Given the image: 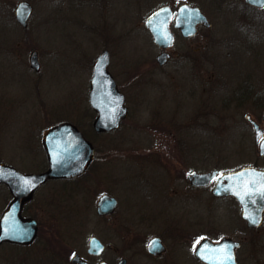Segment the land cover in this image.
<instances>
[{"label": "rangeland", "instance_id": "obj_1", "mask_svg": "<svg viewBox=\"0 0 264 264\" xmlns=\"http://www.w3.org/2000/svg\"><path fill=\"white\" fill-rule=\"evenodd\" d=\"M19 1L0 0V161L39 170L45 162L42 131L63 120L76 123L98 149L86 175L39 188L27 210L38 217L40 235L26 246L0 244V264H61L57 249L62 241L80 247L92 234L110 243L118 242L127 226L147 231L141 223H112L111 216L98 215L95 201L111 191L121 209L130 203L167 204L162 191L166 174L147 157L169 149L166 145L168 156H176L174 134L181 138V151L196 158V165H188L192 169H235L252 162L247 158L251 149L244 145L253 143H240V125L228 123L236 112L226 105L221 82L246 70L264 73V26L229 10L232 0H192L211 22L192 38L206 37L201 57L172 56L162 65L151 33L139 21L168 0H28L33 9L25 27L14 16ZM104 48L128 112L117 129L97 133L88 91L93 62ZM32 50L38 69L29 63ZM205 67L215 73L207 92L194 78ZM210 152L213 158L206 159ZM256 161L264 167V157ZM9 197L0 184V213ZM195 199L181 209L196 219L198 237L208 221L219 232H236L239 211L228 208L225 198L212 199L209 188H197Z\"/></svg>", "mask_w": 264, "mask_h": 264}, {"label": "flooded vegetation", "instance_id": "obj_2", "mask_svg": "<svg viewBox=\"0 0 264 264\" xmlns=\"http://www.w3.org/2000/svg\"><path fill=\"white\" fill-rule=\"evenodd\" d=\"M177 1L178 0H168L167 2H164L162 5L157 6L147 13V15L142 17V20L139 21V23H142L143 21L144 26L147 28L145 24L147 17L157 8L166 6L167 11H169L167 16V24L169 30L172 32V41L167 48H161L155 44L159 50V53L163 51L168 53L165 63L172 56L173 58L187 56L193 61L201 57V54L199 53V51H201L200 47L204 44V42L206 44V37L205 39L201 40L203 42L202 45L200 40L196 42L192 38L196 34H200L202 27L207 29L211 26L208 12H206L198 3L193 2L192 0ZM232 1L233 2H231V6L228 5L229 10L235 11V14L241 17L247 15L249 19L255 23L257 22L264 26V0ZM182 3H187L191 6H198L204 14L206 20L196 21V16L191 13L182 15L179 12V5ZM191 23L192 25L194 24L193 33L189 31ZM26 25L21 26L25 27ZM177 39L179 40V44H176ZM228 52L229 48H226L225 53L228 54ZM204 53L205 54L203 56L208 59V51L206 50ZM213 73L214 72L212 71L206 70L205 67V70H201L198 72V75H194V78H196L199 86L202 87V89L200 88L201 91L207 92L210 91L211 87H213V84L211 83L213 78H215V73ZM221 85L226 105L230 110L236 112L235 118L231 119V121L228 123H231L230 125H240V143H253V147L252 145H244L245 148L251 149L252 154L247 158H253L252 162L241 165L235 169L221 170L218 167L208 170L192 169L191 165H188H196V158L191 156L193 155L191 151H181V138L174 134V137H177L174 140L175 145L173 144V147H175L177 150L176 156H168V150L170 147L169 145H166V148L169 149L165 150V148H163L161 152H154L157 156H153L151 158L147 157L148 162L155 164L162 173L166 174V180L162 187V191L167 204H158V206L154 208L153 204L142 205L130 203L128 208L121 209L118 198L112 194L113 192L111 191V193L108 191L101 193L95 201L96 213L100 216H111L112 223L120 222L121 224V222H137L138 224L141 223L142 227L148 230L142 231L137 230V227L132 228L127 226L126 230L120 232L121 236L119 237V241L110 243H107L104 241V239L92 234L88 237L86 245L83 244L80 247H72L71 244L62 241L61 247H59L60 249H57L61 250L59 253L62 260L61 264H209L208 262L199 258L198 247L204 240H207V244L211 245L212 243L220 242L222 239H227L225 242V249L231 248L236 264H264V207L261 211L259 223L256 225H251L242 216V205L233 194L215 195L212 192V187L214 186L217 177L221 173L236 170L247 165L259 167L256 160H258V158L264 157V154H260L259 142L256 141V131L258 129L262 130L260 139L264 137V73L261 74L259 72L256 74L254 71H242L234 78L222 79ZM90 141L92 142V140ZM92 144L94 146V155L82 173L73 177L56 179L49 178L38 185L34 191L24 199L20 215L22 217H32L36 219L37 231L34 239L30 243L14 244L26 246L32 244L37 239L41 233V223L39 222L38 217L34 216L35 214L27 210L28 204H30L35 198L37 191L43 186V184H46L49 181L57 180L65 182L74 181L86 175L85 173H87L93 167L92 165L95 160V153L98 149V146L95 147L93 142ZM40 145L43 149L45 162L39 170L30 171L27 169L21 170L16 167L15 168L23 173L45 171L48 168V161L41 137ZM166 156L172 157L173 160L168 161ZM205 158H213L211 157V152ZM4 163L9 164L8 162ZM215 169L218 170L217 174L211 180V182L206 184L195 185L191 183L188 177L192 171L206 172ZM99 170L100 169L96 167V176L98 175V177ZM136 175L139 176L140 173ZM181 181L184 183V185ZM181 187L183 188L181 189ZM197 188H209L210 198H225L228 208L232 207L235 211L238 209L237 211H239L241 224L236 228H233L236 231L234 234H226L223 231L219 232L218 229L215 230L212 227H209L208 221V224L206 225L207 228L204 229V234L198 237L196 219L192 218L194 216L188 213V210L184 211L181 209L182 204L184 206H190L192 203H195L194 201L196 200L195 198ZM109 189L111 190V188ZM181 191L182 194L180 195ZM103 194L109 195L115 201L114 207L108 214H99L96 210L97 201ZM9 195L10 197L6 204L12 198V194L10 192ZM145 200L148 204L151 203V199L146 195ZM92 238H97L102 246L96 247V245L91 244L90 241Z\"/></svg>", "mask_w": 264, "mask_h": 264}, {"label": "water", "instance_id": "obj_3", "mask_svg": "<svg viewBox=\"0 0 264 264\" xmlns=\"http://www.w3.org/2000/svg\"><path fill=\"white\" fill-rule=\"evenodd\" d=\"M32 11L31 4L26 0L19 1L14 9L16 20L21 25H26ZM182 15L188 13L196 16V21H205L206 18L197 6L183 3L179 6ZM166 7H160L147 19L153 41L161 47L170 45L172 32L168 29ZM194 24L189 31L194 32ZM166 52L157 55L158 63L162 64ZM30 66L39 68L36 51L29 56ZM109 52L103 49L93 63L92 76L89 82L88 101L91 108L96 111L92 121L95 131L104 132L116 129L120 121L127 115L128 108L124 103V94L118 89L116 82L107 65ZM261 129L256 131V141L260 138ZM42 143L45 149L48 168L42 172L23 173L13 166L0 162V183H5L12 194L5 208L0 214V243L4 241L26 244L30 243L37 231V221L32 217L20 215L22 203L34 189L49 178L73 177L82 173L94 155L92 142L73 123L62 121L56 125L45 128L42 133ZM260 154H264V137L259 142ZM218 170L206 172L192 171L189 174L191 183L195 185L210 182ZM215 195L233 194L242 205V216L251 225L260 221L261 211L264 207V169L254 166H245L240 169L223 172L212 187ZM115 201L107 194H103L97 201L96 210L99 214L109 213ZM227 239L218 243L207 244L201 242L198 247V256L209 264H236L231 248L225 249ZM91 244L101 247L96 238L91 239ZM231 259H227L228 257Z\"/></svg>", "mask_w": 264, "mask_h": 264}, {"label": "snow or ice", "instance_id": "obj_4", "mask_svg": "<svg viewBox=\"0 0 264 264\" xmlns=\"http://www.w3.org/2000/svg\"><path fill=\"white\" fill-rule=\"evenodd\" d=\"M194 250H195V248H194ZM227 259H229V260H230V259H231V257L229 256Z\"/></svg>", "mask_w": 264, "mask_h": 264}, {"label": "bare ground", "instance_id": "obj_5", "mask_svg": "<svg viewBox=\"0 0 264 264\" xmlns=\"http://www.w3.org/2000/svg\"><path fill=\"white\" fill-rule=\"evenodd\" d=\"M32 51H36V50H32ZM32 51H31V52H32Z\"/></svg>", "mask_w": 264, "mask_h": 264}, {"label": "trees", "instance_id": "obj_6", "mask_svg": "<svg viewBox=\"0 0 264 264\" xmlns=\"http://www.w3.org/2000/svg\"><path fill=\"white\" fill-rule=\"evenodd\" d=\"M84 132V131H83ZM85 133V132H84ZM86 134V133H85Z\"/></svg>", "mask_w": 264, "mask_h": 264}]
</instances>
